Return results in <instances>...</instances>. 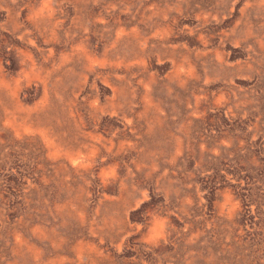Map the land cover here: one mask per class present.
<instances>
[{"label":"rangeland","instance_id":"1","mask_svg":"<svg viewBox=\"0 0 264 264\" xmlns=\"http://www.w3.org/2000/svg\"><path fill=\"white\" fill-rule=\"evenodd\" d=\"M0 264H264V0H0Z\"/></svg>","mask_w":264,"mask_h":264}]
</instances>
